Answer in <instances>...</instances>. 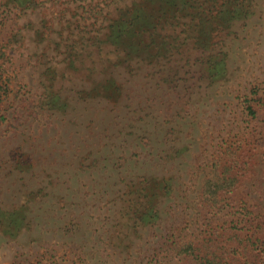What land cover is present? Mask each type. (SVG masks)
I'll use <instances>...</instances> for the list:
<instances>
[{
	"label": "rangeland",
	"instance_id": "obj_1",
	"mask_svg": "<svg viewBox=\"0 0 264 264\" xmlns=\"http://www.w3.org/2000/svg\"><path fill=\"white\" fill-rule=\"evenodd\" d=\"M38 1L0 5L17 89L0 120V264H197L179 247L212 237L224 262L254 260L249 242L264 232V0L224 41L226 75L205 79L194 51L172 88L160 76L168 58L149 52L144 32L131 55L130 38L111 37L138 0ZM90 7L95 23L84 19ZM110 77L116 98L101 86ZM97 81L98 94L84 97ZM45 87L66 106L37 107ZM242 150L253 155L247 177L219 204L204 202L214 163ZM145 195L157 197L153 223L136 219Z\"/></svg>",
	"mask_w": 264,
	"mask_h": 264
},
{
	"label": "trees",
	"instance_id": "obj_2",
	"mask_svg": "<svg viewBox=\"0 0 264 264\" xmlns=\"http://www.w3.org/2000/svg\"><path fill=\"white\" fill-rule=\"evenodd\" d=\"M1 4L5 6L12 4L19 9L18 11H22L30 8L31 5L39 4V1L0 0ZM133 4L128 19H120L112 23L111 37L114 40L119 39L121 42H126L125 39L130 38L128 40L130 41L131 55L136 53L135 50L139 44H134L144 32L149 40L147 42L149 52L154 54L156 50L160 57L168 58L169 69L163 70L160 74L162 85L165 84L167 88L173 87L179 70L190 65L194 51L199 52L195 61L199 63L200 71L205 79L213 81L226 75L227 52L222 47L224 41L232 35L234 23L249 19L256 9L255 0H138ZM98 14H100L99 10L94 11L90 7L85 11L84 19H93L92 23H95ZM146 30L149 32H145ZM75 42L84 43L82 40ZM6 56V52L0 47V120L5 119L2 113L4 105L17 93L16 86L13 85L11 77L4 67ZM104 83L101 85L102 87L105 86L111 92L115 91L110 98H116L118 95L116 93H120V86L115 78H107ZM95 84L97 85L93 90L82 89L81 93L84 97L98 94V92L96 94L94 92L98 89L99 81ZM59 98L57 92L45 87L41 100H37L36 105L48 110L59 104L62 105L61 107H65L66 102L58 103ZM247 108L250 114H255L251 105H248ZM243 152L244 150L214 163L213 170L202 184L201 195L204 202L211 205L219 204L223 201V196L226 193L232 191L242 178L247 177L253 155L248 151ZM145 183L148 184V187L159 188L158 184L153 181ZM145 187L141 188V193L145 191ZM145 198L147 199L146 204L140 201L142 209L134 210L136 219L144 224L153 223L160 217L154 207L157 197L148 200V195H145ZM215 240V237H212L208 246L205 243L196 247L192 243L181 245L179 254L186 257L193 256L197 260V264H264V232L261 238L249 242L250 245H255V249L260 253L252 255L255 257L254 260L247 261L245 259L244 262L238 261L239 263H236V260L235 263L224 262V256L219 253L218 242ZM230 241L238 243L239 247L242 239L235 235V238H230ZM222 251L224 254L233 252L228 249ZM240 253L243 255L241 251Z\"/></svg>",
	"mask_w": 264,
	"mask_h": 264
}]
</instances>
